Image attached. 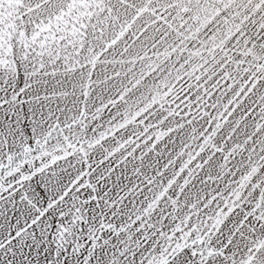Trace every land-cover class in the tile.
<instances>
[{"label":"snow or ice","instance_id":"1","mask_svg":"<svg viewBox=\"0 0 264 264\" xmlns=\"http://www.w3.org/2000/svg\"><path fill=\"white\" fill-rule=\"evenodd\" d=\"M0 264H264V0H0Z\"/></svg>","mask_w":264,"mask_h":264}]
</instances>
